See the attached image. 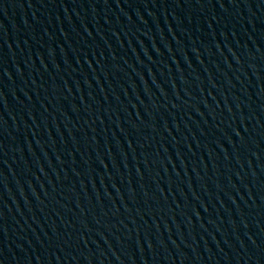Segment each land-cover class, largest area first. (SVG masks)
<instances>
[{"label": "water", "instance_id": "obj_1", "mask_svg": "<svg viewBox=\"0 0 264 264\" xmlns=\"http://www.w3.org/2000/svg\"><path fill=\"white\" fill-rule=\"evenodd\" d=\"M125 0H0V264H83Z\"/></svg>", "mask_w": 264, "mask_h": 264}]
</instances>
